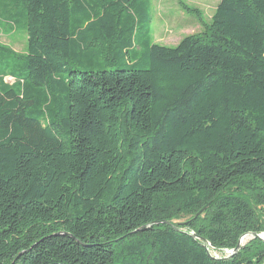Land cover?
Returning <instances> with one entry per match:
<instances>
[{
  "label": "trees",
  "instance_id": "1",
  "mask_svg": "<svg viewBox=\"0 0 264 264\" xmlns=\"http://www.w3.org/2000/svg\"><path fill=\"white\" fill-rule=\"evenodd\" d=\"M148 4L0 0L27 35L0 45V264H264L203 247L264 230V0L172 47Z\"/></svg>",
  "mask_w": 264,
  "mask_h": 264
},
{
  "label": "rangeland",
  "instance_id": "2",
  "mask_svg": "<svg viewBox=\"0 0 264 264\" xmlns=\"http://www.w3.org/2000/svg\"><path fill=\"white\" fill-rule=\"evenodd\" d=\"M135 1L140 3L143 0ZM218 2L219 0H149L148 12L151 21L148 26V38L150 43L172 47L184 36L201 32L210 24L211 16ZM13 10L15 12L20 11ZM11 11H5L0 8V45L5 46L16 54H23L27 40V35L24 31V18L21 13L15 14L14 17L8 19L6 16ZM120 61L121 59L117 57L115 65L117 66ZM116 66H112L111 69ZM67 71L66 68L62 70L63 73H67ZM3 79L8 83H13L14 81L11 76H5ZM205 207L206 205L197 212L178 214L179 216L177 215L172 223L174 222L176 225L182 224L179 225L180 228L187 229L185 227L186 222L192 221L200 215ZM259 233H264V230ZM245 234L240 243L241 248L255 238L251 233ZM208 249L212 256L218 258H229L236 252L235 248L216 249L210 244Z\"/></svg>",
  "mask_w": 264,
  "mask_h": 264
},
{
  "label": "water",
  "instance_id": "3",
  "mask_svg": "<svg viewBox=\"0 0 264 264\" xmlns=\"http://www.w3.org/2000/svg\"><path fill=\"white\" fill-rule=\"evenodd\" d=\"M252 234V236L253 237H257V238H259V239H261V240H263L264 241V233H251ZM246 234H244V235H242L240 238H239V240H238V243H237V245H236V247H235V251H237V249L240 247V243H241V241H242V239H243V237L245 236ZM192 236L194 237V238H196L197 237V235H195V234H192ZM203 247L207 250L208 248H207V246L205 245V244H203ZM208 251V250H207ZM208 254L210 255V253H209V251H208Z\"/></svg>",
  "mask_w": 264,
  "mask_h": 264
},
{
  "label": "bare ground",
  "instance_id": "4",
  "mask_svg": "<svg viewBox=\"0 0 264 264\" xmlns=\"http://www.w3.org/2000/svg\"><path fill=\"white\" fill-rule=\"evenodd\" d=\"M203 242H204V241H203ZM209 253H210V252H209ZM210 256H212L211 253H210ZM212 257H214V256H212ZM215 258H218V257H215Z\"/></svg>",
  "mask_w": 264,
  "mask_h": 264
}]
</instances>
